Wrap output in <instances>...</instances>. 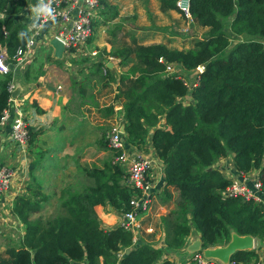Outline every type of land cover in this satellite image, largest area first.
<instances>
[{"label": "trees", "instance_id": "16d2710c", "mask_svg": "<svg viewBox=\"0 0 264 264\" xmlns=\"http://www.w3.org/2000/svg\"><path fill=\"white\" fill-rule=\"evenodd\" d=\"M176 2L158 0V9L183 14ZM23 4L0 0V46L8 64L28 36L25 24L15 18ZM187 13L192 23L205 27L203 36L192 38L187 48L131 39L128 45L103 50V55L119 58V64L129 63L107 105L85 100L95 81L102 88L114 79L105 58L100 54L95 62L81 58L72 63L80 76L72 81L80 103H89L109 124L113 101L120 103L124 140L138 146L149 136L162 161L163 197H169L167 189L177 192L173 206L160 217L164 248L140 239L133 243L131 232L118 224L101 226L93 207L108 205L124 212L131 194L110 157L99 165H83L81 173L89 183L74 190L63 187L55 210L46 217L37 216L47 200L37 182L15 197L10 211L23 231L16 244L0 253V264H173L164 254L182 248L191 228L203 247L224 245L232 232L264 242V208L239 196H224L229 180L211 167L229 152L237 172L258 171L264 190V0H188ZM21 32L26 38H20ZM231 37L236 39L232 46ZM171 63L182 71L200 67L195 84L188 87L181 72L166 70ZM40 66L41 57L32 59L17 80L35 81ZM11 81L10 73L0 74V114L9 105ZM184 96L191 101L183 103ZM160 119L164 126H158ZM104 132L100 129L96 150L108 149ZM35 134L28 128V138ZM258 247L259 255L253 249L235 251L229 260L264 264V247Z\"/></svg>", "mask_w": 264, "mask_h": 264}, {"label": "crops", "instance_id": "0c3cea01", "mask_svg": "<svg viewBox=\"0 0 264 264\" xmlns=\"http://www.w3.org/2000/svg\"><path fill=\"white\" fill-rule=\"evenodd\" d=\"M139 1L136 7L139 6ZM36 5L35 0H24L20 12L15 16L16 20H20L25 24L28 34L30 33V26L33 23L32 8ZM101 5L100 12L104 14L105 5L102 3ZM149 7L153 10V17L156 16L157 18L159 14L163 13L170 14L175 12L181 16L183 15L174 10L159 11L156 0H148L147 8ZM44 28L46 29V27ZM44 28L35 37L36 43L33 45L32 56L22 68L16 71L18 73L14 74L13 84L19 88V93L13 101H10L8 106L9 117L0 128V165H4L10 169L8 184L0 192V233H8L6 229L7 227H11L17 233L16 237L18 240L22 235L23 227L10 211L14 198L21 195L24 196L28 188L31 187L30 184L35 181L40 185L41 191L47 196V200L44 201L41 209L45 206H51L59 195L58 189L61 190L63 188L60 186L63 180L66 177L70 178L75 173L78 164H81L82 168L83 165L80 161H83V152L89 151V149L99 151L96 150L95 132L90 135L92 137L91 143L87 137L90 132H93L89 118L90 110H93V107L89 103H80L81 99L78 97L77 89L72 85L75 77L79 78V73L74 71L73 67H66L62 63L63 56L56 58L52 55V48L45 43V39H49L52 34ZM108 34L109 36H115L113 31L111 33L108 32ZM147 34L146 30L141 35H136L131 30H120L116 33L118 38L135 39L136 42L142 44L157 43L150 41L143 42L142 40L147 38ZM165 41L167 42V39ZM167 45L170 46L168 43ZM0 49L2 50L3 48L0 46ZM45 56L49 58L45 59ZM37 57H41V66L35 81L19 82L17 79H19L22 69L32 59ZM53 60H59L60 63H56ZM106 65L109 69L112 68L113 72L115 70L118 71V74H120L121 70H124L119 67V64L114 59L113 62L106 60ZM111 83L112 95L109 96L110 102L115 93L114 88L117 85V76H114ZM94 86V89H87L86 94L88 97L85 100H92L95 103L103 105L100 102L104 96L103 88L100 87L101 92L97 94L98 85L94 84ZM182 100H185V102L191 101L189 96H184ZM74 102H77L79 106H75ZM115 102L117 101L114 100L113 103ZM15 109H20L22 119L27 124V128L31 129V132H36L32 140L28 138L25 144H16V142H11L7 138L10 118L13 116ZM113 114L115 115L114 111ZM114 115L111 117V121ZM158 126H164L162 119L158 121ZM94 131H96L95 128ZM126 144L130 150V154L136 153L146 158L150 156V160L154 166L153 169L156 170L152 169L150 172L154 183L149 193L150 204L147 212L138 215V220L139 222L141 221L140 231L136 235L135 241L140 239L154 248L163 249L164 234L160 225V217L173 206L177 192L167 189L169 197H163V164L157 157L149 136L138 146H134L128 142ZM107 151L100 150L102 153ZM53 153H55L54 156ZM110 153L112 152L110 151ZM32 162H34V166H32ZM220 164L221 166H217ZM231 166H233L232 154L229 152L212 164V167L218 170ZM261 178L264 183V171L261 174ZM55 191L58 192L55 193ZM41 209L39 212H41ZM93 210L102 227L109 228L118 224L119 213L113 211L108 205H95ZM151 221L155 223L151 224ZM146 229L151 230L148 232ZM190 232H194V234L191 235L189 233L184 238V246H187L194 239L198 238L197 233L192 228ZM184 246L179 251H183ZM165 255L167 257L171 256V258L174 257L173 252L165 253Z\"/></svg>", "mask_w": 264, "mask_h": 264}, {"label": "built area", "instance_id": "2783aa9c", "mask_svg": "<svg viewBox=\"0 0 264 264\" xmlns=\"http://www.w3.org/2000/svg\"><path fill=\"white\" fill-rule=\"evenodd\" d=\"M38 4L39 0H35ZM48 3V0H44ZM98 0H52L51 8L54 10L52 18L45 19L41 17L36 21L37 27L30 26V33L26 38V42L22 48H17L14 54V62L8 64L6 54L0 50V74L10 73L12 81L8 85V92L14 89L13 77L16 71L24 66L33 54V45L36 43L35 37L38 36L42 28L46 27L52 36H55L63 45L62 63L66 67H73L71 59H75L80 55L78 52L85 47L88 36L91 34V24L98 12ZM186 6L181 8L186 11ZM50 25V26H49ZM48 38L45 39L47 44ZM41 42V41H40ZM92 51L90 55H94ZM168 67V66H166ZM15 98L8 97V102ZM113 111L115 113L112 122L105 131V141L107 147L116 152L112 162L119 166L121 170L120 183L129 188L131 194L128 198V210L118 214L120 225L132 234V241L136 239V235L140 231V222L138 215L147 212L150 204L149 193L154 185L150 176L151 170L154 168L150 158L143 157L139 154H130L123 135V123L121 105L113 103ZM9 106V105H8ZM9 117L8 107L4 108L0 114V128ZM7 138L16 144H25L28 140V128L22 119L20 109H15L13 116L10 118L9 132ZM225 175L229 183L222 191L225 196H239L244 201L252 202L264 208V190L261 189L258 180V171L251 170L247 173L237 172L233 166L223 167L219 169ZM10 169L4 165H0V192L4 190L8 184ZM148 232L151 229H146ZM260 256L258 257V260ZM173 264H222L214 258H206L199 252H192L184 255L180 262L169 259ZM226 264H245L228 260ZM246 264H260L259 261L249 262Z\"/></svg>", "mask_w": 264, "mask_h": 264}, {"label": "rangeland", "instance_id": "374dc122", "mask_svg": "<svg viewBox=\"0 0 264 264\" xmlns=\"http://www.w3.org/2000/svg\"><path fill=\"white\" fill-rule=\"evenodd\" d=\"M105 9L104 14L100 12L101 8V2L98 0V16L93 19V22L91 24V34L88 36V39L86 41L85 47H83L80 52H78L80 55L76 57L75 59H71L72 63L80 60L81 58L86 59L88 62H95L99 58V55L101 54L105 60H110V62H113V59L115 62H118L119 58L113 57L110 54L103 55V50L105 52L112 51V49L120 48L122 45H128L130 39L129 38H118L116 33L120 30H131L136 35L144 34L145 30L148 32L146 35V39L142 40L150 41V42H163L170 45L169 47H177V48H187L190 45V40L192 38L202 37L205 32V27L201 28L195 23H192L189 17V14H187L186 11L181 10V7H179V0H177L176 5L179 10L183 12V15H179L175 12H172L170 14L163 13L159 14L158 18L155 16L153 17V10L152 8H147L148 0H140L139 6L136 7V4L138 3V0H103ZM187 1L186 0V7H187ZM158 5V0H156ZM181 3V0H180ZM186 9V8H185ZM144 17V19H143ZM157 19V20H156ZM159 22V23H157ZM130 28V29H129ZM113 31L115 33V36H109L108 32L111 33ZM230 36H232L230 34ZM167 39V42L165 41ZM236 39L232 38L230 39L229 45L232 46L235 43ZM168 46V45H167ZM107 50V51H106ZM94 52V55H90L91 52ZM102 57V58H103ZM110 57V59H108ZM103 58V59H104ZM78 59V60H76ZM174 63H171L167 65L165 69L168 71H174V72H181V75L184 79L185 84L189 87L192 84L195 83V74L196 72H200V67H196L194 70L189 71H182L181 68H179L178 65H173ZM129 66V63L125 64H119V67L124 69L121 70L120 73H123L126 68ZM76 68V66H75ZM74 73V72H73ZM114 76L118 77V71H114ZM77 77H75L76 79ZM74 79V80H75ZM80 79L77 78V80ZM112 80L108 85H105L106 87L103 88L104 96L101 98L100 102L102 104H109V96L112 95V86L111 83ZM95 85H98V91L97 94H100L101 92V85L99 82H96ZM95 87V86H94ZM94 89V88H93ZM183 103H185V100H182ZM98 104V103H97ZM74 105L77 106L78 103L74 102ZM100 105V104H99ZM77 112V111H76ZM90 124L92 126L93 133L95 132L96 138L99 136L100 129L104 132L105 126L108 127L109 121L103 118H100L97 114V112L93 109L90 110ZM93 124V125H92ZM94 128L96 131H94ZM93 133L88 134V140L91 143L92 135ZM105 133V132H104ZM95 145H97L95 143ZM107 146V145H106ZM108 149L104 150L107 151ZM109 151V152H108ZM107 152H100L95 151L94 149H89V151H85L82 154L83 161H80L82 165H87L90 163H101L102 160L109 159L111 157V160L113 159V155H110V150ZM55 153H53V156ZM152 157V156H151ZM55 158V157H54ZM150 158V156L148 157ZM151 159V158H150ZM229 161L227 162L228 165ZM217 166H221L217 165ZM225 166V165H223ZM212 167V165H211ZM155 170V169H153ZM156 171V170H155ZM89 183V179L83 176V173H81V164L77 165L75 173L71 175L70 178L66 177L63 180V183L60 185L61 187L74 190L79 189L83 185ZM60 187V188H61ZM58 191H60L58 189ZM58 191H55L57 193ZM58 202V197L55 198L54 202L51 204V206H45L41 209V212L38 213L37 216L46 217L49 214H52L56 208V204ZM44 201L41 203V207L43 206ZM141 222V221H140ZM151 224L155 223L154 221L150 222ZM149 224V226H151ZM8 233L2 234L0 233V253L5 254V247L8 245L16 244L18 242V239L16 237L17 233L11 228L7 227L6 229ZM191 235L194 234V232H190ZM196 234V233H195ZM198 237V234H196ZM264 247V242L260 243L254 238V244H253V251L256 253V255H259V246ZM220 246V245H219ZM222 246V245H221ZM203 247V246H202ZM207 248L213 247V246H206ZM179 252V253H178ZM121 252H119L120 254ZM174 257L173 261L180 262L185 253L188 254L185 250L183 251H173ZM167 259H171L170 257H167ZM251 260L250 262H252ZM249 263V262H246ZM245 263V264H246Z\"/></svg>", "mask_w": 264, "mask_h": 264}, {"label": "water", "instance_id": "95a60500", "mask_svg": "<svg viewBox=\"0 0 264 264\" xmlns=\"http://www.w3.org/2000/svg\"><path fill=\"white\" fill-rule=\"evenodd\" d=\"M47 44L52 48L53 56L56 58H61L62 51H63V45L62 43L55 37L51 36ZM1 50V49H0ZM19 93V88L15 87L10 92V97L14 98ZM254 244V238L250 235H238L234 232L230 234L229 240L224 244L220 246H214L210 248H203L201 250V253L206 258H214L218 261H220L222 264H226V262L229 260V257L235 252V251H243V250H251ZM201 247V241L199 238L194 239L191 243H189L185 250L186 252H197L200 250ZM128 252V248L124 250V253Z\"/></svg>", "mask_w": 264, "mask_h": 264}, {"label": "clouds", "instance_id": "9594fccd", "mask_svg": "<svg viewBox=\"0 0 264 264\" xmlns=\"http://www.w3.org/2000/svg\"><path fill=\"white\" fill-rule=\"evenodd\" d=\"M51 3H52V0H48V3H45L44 2V0H39V3L36 5V6H34L33 8H32V13H33V24H32V27L33 28H35V27H37V23H36V21H38V20H40V18L41 17H44L45 19H47V18H52L53 16H54V10L51 8ZM182 10V9H181ZM186 12H187V7H186ZM188 14V13H187ZM19 36H20V38L21 39H24V38H26V33H23V32H21L20 34H19ZM3 50V49H2ZM4 51V50H3ZM201 70V69H200ZM197 73V72H196ZM195 84V83H194ZM193 85V84H192ZM191 85V86H192ZM15 88V87H14ZM9 96H10V93H9ZM17 96V95H16ZM15 96V97H16ZM14 97V98H15ZM115 103H117V102H115ZM120 104V103H119ZM112 111H113V105H112ZM114 115V114H113ZM112 115V116H113ZM112 122V121H111ZM110 122V123H111ZM110 125V124H109ZM122 129H123V127H122ZM123 131V130H122ZM108 150H110L109 148H108ZM111 151V150H110ZM112 152V151H111ZM188 236V235H187ZM183 246H184V244H183ZM182 246V247H183ZM217 246H219V245H217ZM186 246H184V248H185ZM214 247V246H213ZM183 248V249H184ZM203 248H206V247H202V245H201V247H200V252H201V250L203 249ZM199 251H197V252H199ZM187 253H192V252H187ZM185 255H186V253H185ZM165 257L167 258V256L165 255ZM171 261V260H170ZM172 262V261H171Z\"/></svg>", "mask_w": 264, "mask_h": 264}, {"label": "bare ground", "instance_id": "6f19581e", "mask_svg": "<svg viewBox=\"0 0 264 264\" xmlns=\"http://www.w3.org/2000/svg\"><path fill=\"white\" fill-rule=\"evenodd\" d=\"M185 5H186V0H181V3H180V0H179V7L184 8Z\"/></svg>", "mask_w": 264, "mask_h": 264}]
</instances>
